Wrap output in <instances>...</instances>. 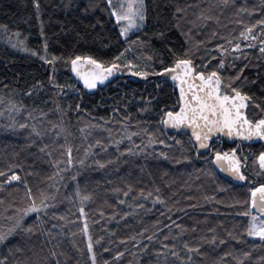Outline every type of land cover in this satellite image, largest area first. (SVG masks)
Segmentation results:
<instances>
[{
  "label": "trees",
  "instance_id": "1",
  "mask_svg": "<svg viewBox=\"0 0 264 264\" xmlns=\"http://www.w3.org/2000/svg\"><path fill=\"white\" fill-rule=\"evenodd\" d=\"M67 2L68 0H39L40 19H38L34 0H0V25H7L9 34L20 32L22 38H27L28 47L42 49L43 39L40 36V20L42 19L48 39L49 57L51 55H92L94 58L109 60L123 48V44L117 43L118 30L114 22L109 19L107 12L102 11L104 7L102 0H96L100 8L87 15L82 12L87 0H73L71 8L64 7ZM146 3L149 4V21L145 31L151 44L142 49L140 55H156L163 47L161 42L153 37L155 31L163 27L170 28L169 41L181 44L185 39L181 35V29L187 31L188 28L193 27L189 21H195L192 43L186 46L191 47L195 53L193 59L196 63H199L200 57L207 53L216 56L217 52L213 49L217 44L228 47L221 37H227L233 41V44L240 43L242 51L247 55V60L237 59L235 63L237 68L248 64L243 72V76L247 79L242 82V90L254 94L258 100H264V57L260 56L257 48L244 47L248 42L239 37V33L245 26H251L256 24L257 20L264 19V13L260 11L261 0H237L236 8L243 6L248 9V12L238 14L236 8L231 6L216 7L220 0H146ZM188 5L191 7H187ZM210 5L213 7V15L218 19L197 20V15L201 11L207 13ZM176 6L185 8V18L180 21L181 29L175 28L173 23H170ZM157 18H159V24H157ZM238 19L242 20L243 24H237ZM214 31L218 33L216 37L212 36ZM254 31L259 35L258 28ZM137 35H143V33H137ZM132 39H135V36H132ZM198 41H204V44L199 46V51H196ZM235 55L239 56L240 53L237 52ZM226 63L228 65L233 63L231 53L227 54ZM212 67H216L215 61ZM49 71V66L38 58L12 49L0 35V98L5 100V104H0V112L4 113L0 115V170H6L9 165L19 164L23 168V171L18 169L19 174L27 177L34 192L37 188L46 192L55 191L49 187L53 184L59 189L56 193L59 201L58 214L65 215L67 219L58 222L64 225L62 235L59 229L55 230L56 240L59 241V247L56 250L67 253V264H77V261L85 264L87 259L86 256L81 257L72 245L73 239L80 248H84L86 244V237L80 232L83 219H77L80 206L85 208L90 232L94 239L103 236L104 246L111 249L110 253H102L101 249H96L100 261L104 259L111 261L117 251H122L124 256L119 264H158L156 252L161 249L162 243H168L170 246L175 244L177 251H181L183 242L187 241L191 246H200L202 255L193 256L195 264H237L239 260H243L244 264H262L264 243L259 237L245 235L244 242H238L226 235L227 231H232L236 236L243 232L247 218L237 215V212L243 210L242 206L230 207V205H233L236 200L250 197L249 188L258 184L254 180L255 177H252V184L241 187L221 176L209 161L196 157L195 153L191 154L190 161L176 164L154 157L145 159L143 153L129 155L126 149L133 148L136 151L134 145L141 144L140 136H133L132 141L124 139L120 144L119 152L116 150V145L111 142L120 140L124 136L125 124L128 133L137 132L141 127L149 126H152L155 131V111L149 114L141 113L139 109L144 107L145 102L152 96L175 98L171 96V85L165 87L163 93L156 91L155 77L138 83L120 75L92 93H88L77 85L80 95L71 91L69 95L60 98L59 103L65 108L68 104L80 103L83 110L79 116L74 110L68 111L64 118L67 131L59 138L58 143L53 145L54 158L64 159L60 153L65 151V148L59 145L71 146L73 163L62 165L67 168L60 173L64 177L63 180H60L58 176L53 177L56 169L47 162L49 158L38 153L35 146L28 147L27 132L13 131L3 127L11 123L10 115L21 123L26 116V113L9 114L6 111L7 101L9 99L14 102L23 100L29 107L33 106V100L25 97L23 93L36 80H43L46 84ZM235 72L236 69L229 66L222 70V75L227 77L234 75ZM57 75L60 83L75 84L70 67L60 66ZM4 85L8 87L5 88ZM43 93L42 96L33 98L37 104L41 99L48 100L53 95L47 87L43 89ZM152 105L157 106V101L152 100ZM47 107H53L51 102ZM129 114L131 119L123 121L122 118ZM101 117L104 120H101ZM50 118L56 119L54 116ZM138 121L142 123L138 124ZM93 125L101 126L93 127ZM81 129L84 131L82 132ZM64 136L67 137L66 140ZM54 138L52 134L45 137L44 142L51 143ZM177 139L187 145L188 136L181 135ZM97 140L107 145V150H102L100 146L91 148L86 161L88 166L81 167L77 160L84 156V150L89 145H96ZM168 143L171 144L172 141L168 140ZM236 144L219 141L217 147L227 151ZM244 149L246 148L243 147L242 151L246 153ZM260 149L261 147L253 152L258 153ZM148 150L153 151L154 154L161 150L168 151L159 144ZM170 155L181 157L179 146L174 145ZM94 160L101 162L111 160L113 163L99 168L93 162ZM29 172L32 175H27ZM72 176H76V180H72ZM48 177L53 178L48 179ZM129 185L132 192L125 197L123 192L128 190ZM157 187L161 190L160 195L166 201L165 204H153L155 193L148 199L140 196L141 189L147 193ZM77 188L81 195L90 196L83 205L74 195ZM117 189L120 191H116ZM205 196L215 197V199L206 201ZM0 198L4 200V203L0 204V227L6 229L10 222L4 219L8 215L5 210L12 204L19 207L25 202L23 185L13 182L12 187L0 191ZM121 199L125 200L124 204L119 203ZM136 204H141L143 207H136ZM190 205H196V207H190ZM100 212L104 215L101 216ZM125 212L129 215L121 219ZM177 224L181 225L180 229L175 227ZM193 228L196 229L195 232L192 231ZM210 228L215 232H209ZM183 229L187 231L181 237L179 233ZM73 232L76 233L75 237L72 236ZM213 234L224 238L227 242L223 245L218 243L214 245L200 239L202 236L211 239ZM147 236H152L153 239L149 241ZM164 236L170 239L165 241ZM132 237H135V240ZM19 239L17 237L13 243ZM121 241L125 243L122 244ZM55 245V240L52 244H47L45 236L34 237L31 243L25 246V251L16 253L15 258L21 260L31 258L35 264H47L48 249ZM143 245L148 246L147 251L142 250ZM225 252L232 255L225 256ZM244 252H249L250 256L244 257ZM7 254L8 249L0 245V256ZM181 255H184L183 251ZM60 259L64 264L66 257L62 256ZM168 260L171 264L174 258L169 255ZM162 261L163 257L160 258L161 264ZM10 264H12L11 260ZM176 264H179V261H176Z\"/></svg>",
  "mask_w": 264,
  "mask_h": 264
},
{
  "label": "snow or ice",
  "instance_id": "2",
  "mask_svg": "<svg viewBox=\"0 0 264 264\" xmlns=\"http://www.w3.org/2000/svg\"><path fill=\"white\" fill-rule=\"evenodd\" d=\"M73 0H68L64 7L71 8ZM104 5L102 11L107 12L110 20L114 22L117 31V43L123 44V48L118 50L117 54L112 56L109 60H101L94 58L92 55H51L48 54V39L44 31V21L40 20V36L43 39L42 49H35L28 47L26 44V37L21 38L20 32H12L4 37V42L12 49L28 53L32 57L38 58L45 65L49 66L50 71L47 75V82L43 80H36L34 84L30 85L25 91L24 96L33 100V106L29 107L23 100L14 102L7 101L6 111L9 114L20 115L26 113L24 122H18L14 116L10 115L11 123L3 125L7 129L13 131L24 130L27 132L26 140L29 142L28 147H36L38 153L42 156L48 157V163L51 164L56 171L53 177H59L63 180L64 177L60 175L61 172L66 171V167L62 165H71L73 163L71 146L65 147L61 144L59 147L65 148V151L60 153V158H54L53 145L58 143L59 138L67 131L65 126V116L68 111H76L77 115L81 113L82 106L80 103L68 104L67 107L59 103V99L69 95V92L74 91L80 95V90L75 84L60 83L58 78V70L60 66L70 67L72 73L82 82L85 89H96L98 85H103L105 82H111L110 78H116L117 74L127 73L134 77L142 78L147 81L150 77H155L154 88L158 93H163L165 87L171 85V96L174 99L162 98L161 96H152L151 99L145 102V106L139 109L141 113H156L155 131L152 126L141 127L139 131L128 133L127 125L125 124V134L120 140L111 141L116 145V150L119 152L120 144L124 139L132 141L133 136L141 137V144L134 145L133 148L126 149L129 155L144 154L145 159L154 157L155 159H163L180 164L183 161H190L192 153L198 158H203L209 161L217 169L222 172L228 173L231 178L239 182V186L243 187L246 184H252V177H258L264 181V144L258 153H243L242 148L244 142H264V100H258L254 94H250L242 90V82L247 79L243 76L244 69L248 64L243 67L237 68L235 60H247V55L242 51L241 44L235 43L227 37H221L228 47L222 44H217L213 51L217 52L216 56L207 53L205 56L200 57V62L196 63L193 59L195 53L191 47L193 39V28L195 21H189L193 25L184 31L181 29L180 21L185 18V8L176 6L172 14L173 26L181 29V35L185 38L181 44H176L169 41L168 33L170 28L163 27L153 33V37L159 40L163 47L158 50L156 55H140L142 49L147 48L151 44L148 34L145 31L149 21V4L146 0H102ZM237 0H220L216 7L236 8ZM34 6L37 10V18L39 17L40 3L39 0H34ZM187 7H191L188 5ZM100 8V4L96 0H87L82 12L87 15ZM237 14L239 12H248L246 7L236 8ZM255 11V9H253ZM261 13H264V0H261L260 6ZM251 15V13H248ZM199 21H210L218 19L213 15V7L210 5L207 13L201 11L196 17ZM100 23V21H97ZM157 18V24H159ZM237 24H243L242 20H236ZM94 27V26H93ZM259 29V35L254 29ZM7 25H0V32L9 33ZM143 33V35H137ZM217 32H213L212 36L216 37ZM135 36V39H132ZM239 37L247 41L244 47L257 48L260 56L264 57V19H259L256 24L245 26L244 30L239 33ZM258 41V43H253ZM204 44V41H198L196 51H199V46ZM239 52L240 55L236 56L235 53ZM131 53V55H128ZM232 54L233 63L228 65L226 63L227 54ZM213 61L216 62V67H212ZM236 69L234 75L225 77L222 75V70L226 67ZM240 82V84H238ZM5 88L8 85H4ZM47 87L53 93L48 100L41 99L37 104L34 97L42 96L43 89ZM152 100L157 101V106L152 105ZM51 102L53 107L49 108L47 105ZM0 104H5V100L0 98ZM252 110L251 112L249 110ZM114 111H117L114 109ZM0 112V115H3ZM90 115V114H89ZM50 116L56 117L51 119ZM104 120L103 117L100 118ZM123 121L131 119L130 114L125 115ZM107 123V121H105ZM142 122L138 121V124ZM101 125H93V127H100ZM83 132L84 129H81ZM111 134V130H108ZM173 133V135H169ZM54 134V139L51 143H45V137ZM188 136L187 145L177 139L178 136ZM221 138H228L236 144L227 151L217 147ZM66 140L67 137L64 136ZM146 140V142H145ZM171 140L172 143H168ZM161 145L163 149L154 154L153 151L148 149L153 148L154 145ZM177 145L181 151V157L170 155L173 146ZM100 146L102 150H107V145L102 144L97 140L96 145H89L84 150V156L77 160L81 167H87L86 161L89 157L91 148ZM124 155V153H120ZM251 160V163L249 161ZM99 168H104L106 164H112L113 161L108 160L101 162L99 160L93 161ZM19 171H23L21 165H9L6 170H0V191L5 188L12 187L13 182L23 185L24 187V203L17 207L12 204L5 211L8 213L4 219L10 222L6 229L0 227V245L8 249L7 255L0 256V264H35L31 258L21 260L15 258L16 253L25 251V246L33 240L34 237L45 236L47 244H52L55 240L56 245L48 249L47 264H62L60 257H66L64 264H67V253L57 251L59 241L56 240L55 230L59 229L60 234H63L64 225L58 223L65 221L67 217L58 214L57 204L59 203L56 193L59 189L55 184L50 185V188L55 189L52 192H46L39 188L33 191L29 185L27 177H22ZM251 170V175L249 171ZM27 175H32L31 172ZM53 177H48L52 179ZM76 180V176L71 177ZM116 191H120L117 189ZM160 188H155L153 191L147 193L143 189L140 190V196L144 199L151 198L155 193L153 204H165L166 201L160 195ZM250 197L244 200H236L230 207L237 205L242 206L241 211L237 215L241 218H247L246 224L243 226V232L236 236L232 231H227V237L244 242L243 236L259 237L260 241L264 243V182L258 185H252L249 188ZM132 192L131 185L128 190L123 192L125 197H128ZM79 198L81 205L84 201L90 199V196L81 195L79 188L74 193ZM70 199V197H65ZM191 199L192 197H188ZM206 201L214 200L215 197L205 196ZM220 203V201H216ZM4 200L0 198V204ZM120 204H124L125 200H119ZM131 207V205H129ZM136 207H143L141 204H136ZM196 207V205H190ZM170 210V209H169ZM103 216L104 213L100 212ZM129 213L125 212L121 219L128 216ZM77 219H83V225L80 232L86 237V244L84 248H80L75 239L72 241L73 247L80 253L81 257L86 256L85 264H119V261L124 256V252L117 251L112 260L104 259L98 260L97 248L102 250V253H110L111 249L105 247L103 244L104 237L99 236L94 239L90 232L89 222L85 208L80 206L78 209ZM31 221V222H29ZM75 223V221H71ZM97 223V221H93ZM175 224V222H173ZM180 229L181 225H175ZM187 229H183L179 236H183ZM196 231L195 228L192 229ZM209 232H215L214 229H208ZM114 235V233H112ZM143 235V233H140ZM72 236L75 237L76 233L73 232ZM19 237L15 243L13 241ZM147 240L151 241L152 236H147ZM135 240V237H132ZM170 238L164 236L167 241ZM176 239V237H172ZM210 244L223 245L227 241L224 238H219L213 234L211 239L202 236L200 238ZM111 242V241H110ZM125 243V241H121ZM34 246V245H33ZM147 245H143L144 251H147ZM181 251L184 255H181ZM177 251L176 245L171 246L168 243H162L160 250L156 252L158 264H161L160 258L163 257L162 264H169L168 256L174 258L171 264H195L193 260L194 255H202L200 246H191L187 241L183 242L182 250ZM101 253V254H102ZM225 256L232 255L225 252ZM244 257H249V252L243 253ZM223 259V257L221 258ZM264 264V257L261 258ZM77 264H80L77 261ZM237 264H244L243 260H239Z\"/></svg>",
  "mask_w": 264,
  "mask_h": 264
},
{
  "label": "water",
  "instance_id": "3",
  "mask_svg": "<svg viewBox=\"0 0 264 264\" xmlns=\"http://www.w3.org/2000/svg\"><path fill=\"white\" fill-rule=\"evenodd\" d=\"M70 73H71L72 78L75 80V85H76V86L79 85V86H81L83 89H85V88L83 87L82 82H81V81L75 76L74 73L71 72V70H70ZM120 75H123V77H125V78H127V79H129V80H131V81H134V82L142 83V82L144 81L142 78L134 77V76H131V75L127 74V73H124V74H117L116 77H118V76H120ZM113 79H114V78H110L111 81H112ZM108 83H110V82H105V84H103V85H98V87H97L96 89H91V90H89V89H85V90H86L88 93H92V92H94L95 90H97L98 88L107 85ZM220 141H222V142H226V143H230V144L233 143V141L230 140V139H228V138H221ZM237 141H238V140H237ZM237 141H236V142H237ZM238 142H240V141H238ZM244 143H245V144H255V143H260L261 145L264 144V142H259V141H255V142H244ZM213 167H214V168L220 173V175L223 176L224 178L228 179L229 181H231V182L234 183V184H239V182L233 180V179L231 178V176H230L228 173H225V172L220 171V170L217 169L214 165H213Z\"/></svg>",
  "mask_w": 264,
  "mask_h": 264
},
{
  "label": "flooded vegetation",
  "instance_id": "4",
  "mask_svg": "<svg viewBox=\"0 0 264 264\" xmlns=\"http://www.w3.org/2000/svg\"><path fill=\"white\" fill-rule=\"evenodd\" d=\"M240 143V142H239ZM261 147L262 149V145L260 143H255V144H243V147L246 148L244 149L246 153H254L253 151H255V149H259V147ZM243 149V148H242ZM260 149V150H261ZM249 173L251 174V170L249 171ZM257 181V183H260V182H264V181H261L258 177H255V179Z\"/></svg>",
  "mask_w": 264,
  "mask_h": 264
},
{
  "label": "rangeland",
  "instance_id": "5",
  "mask_svg": "<svg viewBox=\"0 0 264 264\" xmlns=\"http://www.w3.org/2000/svg\"><path fill=\"white\" fill-rule=\"evenodd\" d=\"M0 35H1V37L3 38V41H4V37H5L6 35H9V33H3V32H1ZM21 38H22V37H21ZM22 39H23V38H22ZM249 111L251 112L252 110L250 109Z\"/></svg>",
  "mask_w": 264,
  "mask_h": 264
}]
</instances>
